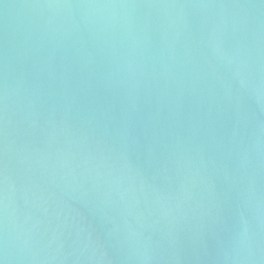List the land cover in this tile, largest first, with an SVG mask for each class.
Returning a JSON list of instances; mask_svg holds the SVG:
<instances>
[{
	"label": "water",
	"instance_id": "obj_1",
	"mask_svg": "<svg viewBox=\"0 0 264 264\" xmlns=\"http://www.w3.org/2000/svg\"><path fill=\"white\" fill-rule=\"evenodd\" d=\"M0 264H264V0H0Z\"/></svg>",
	"mask_w": 264,
	"mask_h": 264
}]
</instances>
